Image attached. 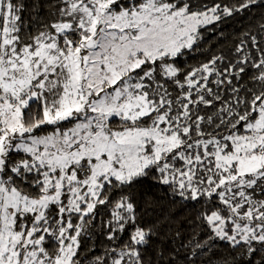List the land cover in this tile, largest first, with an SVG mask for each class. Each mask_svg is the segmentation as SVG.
Listing matches in <instances>:
<instances>
[{
  "label": "snow or ice",
  "instance_id": "1",
  "mask_svg": "<svg viewBox=\"0 0 264 264\" xmlns=\"http://www.w3.org/2000/svg\"><path fill=\"white\" fill-rule=\"evenodd\" d=\"M260 6L0 0V264H264V13L230 58L185 55ZM146 181L189 231L145 223Z\"/></svg>",
  "mask_w": 264,
  "mask_h": 264
},
{
  "label": "trees",
  "instance_id": "2",
  "mask_svg": "<svg viewBox=\"0 0 264 264\" xmlns=\"http://www.w3.org/2000/svg\"><path fill=\"white\" fill-rule=\"evenodd\" d=\"M261 13H264V6L253 8L251 16L247 13L236 15L219 24L209 25L207 29H202L203 40L198 45H194V51L185 53L187 64L198 66L201 62H206L212 56L219 54L230 58L241 33L254 26ZM180 63L184 64L185 61L181 60ZM133 191L138 204L144 209L145 223H155L157 220H163L166 215H170L174 227H180L185 233L190 230L189 221L196 213V208L191 203L186 204L178 198L174 201L166 190L147 181ZM227 253V246L221 244L215 256L226 257Z\"/></svg>",
  "mask_w": 264,
  "mask_h": 264
}]
</instances>
